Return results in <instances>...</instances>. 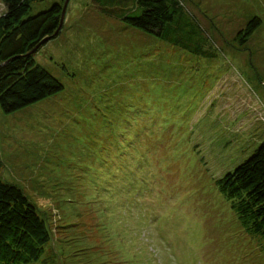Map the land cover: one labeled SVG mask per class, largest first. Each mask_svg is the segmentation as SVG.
I'll return each instance as SVG.
<instances>
[{
	"label": "rangeland",
	"instance_id": "rangeland-1",
	"mask_svg": "<svg viewBox=\"0 0 264 264\" xmlns=\"http://www.w3.org/2000/svg\"><path fill=\"white\" fill-rule=\"evenodd\" d=\"M182 2L215 55L69 0L35 53L64 88L0 106L3 176L51 232L24 264H264L218 184L264 142V0Z\"/></svg>",
	"mask_w": 264,
	"mask_h": 264
},
{
	"label": "trees",
	"instance_id": "trees-1",
	"mask_svg": "<svg viewBox=\"0 0 264 264\" xmlns=\"http://www.w3.org/2000/svg\"><path fill=\"white\" fill-rule=\"evenodd\" d=\"M35 1L42 0H4L6 9L0 13V106L8 113L64 88L61 80L36 60L39 49L32 51L43 38L59 33L53 35L60 26L63 4L54 2L31 13ZM91 1L103 13L195 54H216L205 47L212 42L182 0ZM259 24L255 18L249 21L240 42ZM218 184L244 228L258 235L264 245V142L225 172ZM50 240L45 219L21 187L4 178L0 159V264L37 260Z\"/></svg>",
	"mask_w": 264,
	"mask_h": 264
},
{
	"label": "water",
	"instance_id": "water-1",
	"mask_svg": "<svg viewBox=\"0 0 264 264\" xmlns=\"http://www.w3.org/2000/svg\"><path fill=\"white\" fill-rule=\"evenodd\" d=\"M68 1L69 0H66L64 5H63V10H62V17H61V22H60V26L58 27V29L56 30V32L53 34H57L59 32V30L61 29L62 25H63V22H64V17H65V13H66V8H67V5H68ZM52 35L50 36H46L45 38H43L33 49L32 51H36L40 46L41 44H43L44 42L48 41L50 39Z\"/></svg>",
	"mask_w": 264,
	"mask_h": 264
}]
</instances>
